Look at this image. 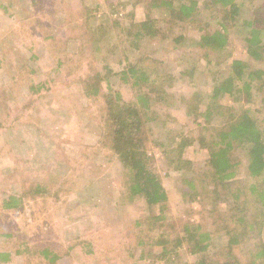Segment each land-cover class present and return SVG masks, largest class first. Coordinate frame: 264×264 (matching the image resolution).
Wrapping results in <instances>:
<instances>
[{
  "label": "rangeland",
  "instance_id": "obj_1",
  "mask_svg": "<svg viewBox=\"0 0 264 264\" xmlns=\"http://www.w3.org/2000/svg\"><path fill=\"white\" fill-rule=\"evenodd\" d=\"M145 1L0 0V254L9 255L0 264H194L188 243H177L194 223L205 231L217 228L210 255L226 262L222 220L214 225L208 206L185 194L190 180L196 186L205 174L206 152L196 142L186 150L191 169L203 173L198 176L177 170L164 150L178 137L202 132V118L188 117L181 97L196 91L205 97L214 79L227 77L234 59L254 70L264 60L251 59L234 32L225 53L196 46L199 29L212 30L203 1L195 23L178 24L161 9L149 10ZM243 1L241 17L264 0ZM149 17L157 19L161 33L137 36V25ZM142 60L174 78L170 106L151 107L155 113L147 115L146 127L152 132L145 137L150 164L169 194L165 209L149 207L144 197L130 198L129 177L109 148L103 111L108 87L136 103L140 92L123 83L121 73ZM183 71L194 76L178 79ZM98 83L100 96L86 95L87 84ZM256 90L258 99L244 107L264 118V91ZM219 103L241 111L229 96ZM221 121L216 116L213 124ZM238 155L243 164L237 177L243 181L247 162ZM9 200L12 208L5 207ZM226 202H220L222 211Z\"/></svg>",
  "mask_w": 264,
  "mask_h": 264
},
{
  "label": "trees",
  "instance_id": "obj_2",
  "mask_svg": "<svg viewBox=\"0 0 264 264\" xmlns=\"http://www.w3.org/2000/svg\"><path fill=\"white\" fill-rule=\"evenodd\" d=\"M146 1L149 10H163L171 22L177 24L195 23L203 1L204 7L210 9L209 25L212 30L199 29L202 32L200 38L193 41L196 46L212 53H225L231 32H234L244 41L251 59L264 60V1L254 3L250 14H245V17H241L245 12L243 0ZM155 23L157 19L152 17L139 23L136 35L157 37L161 31ZM181 39L183 37L178 38ZM149 62L142 60L129 64L121 73L123 83L140 92L136 103L124 101L119 92H113L108 87V92L102 94L103 111L109 131V148L129 177L126 185L130 198L144 197L149 207L161 205L165 209L169 194L150 164L145 137L152 132L150 127H146L147 120H150L147 115L155 113L151 107L159 104L170 106L173 96L168 88L173 86L174 78L167 73L161 75L155 63ZM185 76L194 75L191 71H183L176 77L180 79ZM99 86L100 83L95 87L87 84L86 95L100 96ZM255 89L257 93L264 91V67L254 70L244 60L234 59L227 77L214 79V87L205 97L196 91L191 97L179 99L188 117L195 121L202 118L203 122L198 123L202 131L199 137H178L172 148L164 150L166 158L178 166L177 170H186L198 176L203 173L191 169L192 161L186 158V150L196 142L200 150L206 152L205 174L196 186L194 180H190L191 191L185 194L202 206H208L207 213L214 219V225L222 220L220 230L227 238V260L224 264H264V118L257 117L255 113H259L258 110L254 112L244 107L258 99L254 94ZM224 96L233 98L235 103L241 105V111H235L233 106L220 105L219 101ZM260 101L264 105L263 97ZM201 105L205 106L202 113ZM216 116H222L224 120L220 125L213 124ZM238 153H243L247 162L243 181H238L237 177L243 164ZM11 200L12 203L16 201L14 198ZM11 202L7 201L5 207L12 208L14 205ZM220 202H226L224 211L220 209ZM156 218L160 220L163 217ZM215 233L217 228L205 231L201 224H189L177 243L180 246L188 243V252L197 256L194 264H221L217 256L212 259L210 255ZM160 241L161 238L157 243ZM165 253L164 247L163 256ZM237 253L247 254V257L242 259ZM2 256L9 257L0 254ZM52 260L56 261L57 257Z\"/></svg>",
  "mask_w": 264,
  "mask_h": 264
}]
</instances>
